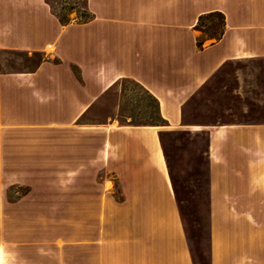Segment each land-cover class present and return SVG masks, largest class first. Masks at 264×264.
I'll return each mask as SVG.
<instances>
[{"label":"crops","instance_id":"1","mask_svg":"<svg viewBox=\"0 0 264 264\" xmlns=\"http://www.w3.org/2000/svg\"><path fill=\"white\" fill-rule=\"evenodd\" d=\"M86 8L89 21L62 24L49 0H0V264H195L168 129L207 136L209 264H264V118L185 123L229 66L227 92L264 106V0ZM215 12L223 34L199 47L196 26ZM23 53L41 57L25 66ZM123 78L158 100L166 125L84 121ZM14 186L26 191L12 198Z\"/></svg>","mask_w":264,"mask_h":264},{"label":"rangeland","instance_id":"2","mask_svg":"<svg viewBox=\"0 0 264 264\" xmlns=\"http://www.w3.org/2000/svg\"><path fill=\"white\" fill-rule=\"evenodd\" d=\"M52 7L59 16L71 21L89 17L85 0H51ZM200 39L214 40L222 30L220 17L203 18L197 27ZM41 55L19 58L27 60L25 66L33 67ZM12 56L5 57V66L15 68ZM28 60H30L28 62ZM233 67L220 74L212 83L204 87L187 105L185 123L190 126H206L216 123L249 122L263 119L264 106H256V101L241 99L226 90L231 87ZM244 105L251 110L244 112ZM116 117L122 122L159 123L157 104L153 97L139 84L123 78L97 102L84 117L89 123H102ZM192 127V128H193ZM162 141L169 159L172 176L180 202L186 234L195 264H209V219L208 182L206 166L207 136L194 134L186 129H168L162 132ZM26 191L24 187L9 188L10 197ZM121 197L119 189L116 190Z\"/></svg>","mask_w":264,"mask_h":264},{"label":"trees","instance_id":"3","mask_svg":"<svg viewBox=\"0 0 264 264\" xmlns=\"http://www.w3.org/2000/svg\"><path fill=\"white\" fill-rule=\"evenodd\" d=\"M51 0H49V3H50V5L52 6V4H51V2H50ZM85 4H86V0H85ZM53 8V7H52ZM86 8V7H85ZM54 10V9H53ZM55 12V11H54ZM86 12H87V14L89 15V17H87V18H85V19H77L76 21H79V22H86V21H89L91 18H92V14L87 10V8H86ZM56 15L58 16V18H59V20H60V22L62 23V24H68V23H70V22H72L71 20H69V19H65V18H62L61 16H59L57 13H56ZM211 16H218V17H220V19H221V22H222V30H221V32L218 34V35H216L215 36V39H219L221 36H222V34H223V30H224V15L222 14V13H220V12H215V13H210V14H207V15H204V16H202L201 18H200V21L203 19V18H206V17H211ZM199 21V22H200ZM199 24V23H198ZM198 27V25L196 26V28ZM203 43H204V41L202 40V39H199L198 40V46L199 47H202V45H203ZM153 97V96H152ZM153 99L155 100V102H156V104H157V109H158V117H159V120L161 121V122H163L165 125H166V120L161 116V114H160V112H159V104H158V100L157 99H155L154 97H153ZM132 123V122H131ZM133 124H138V125H161V124H159V123H149V124H145V123H133ZM167 155V154H166Z\"/></svg>","mask_w":264,"mask_h":264}]
</instances>
